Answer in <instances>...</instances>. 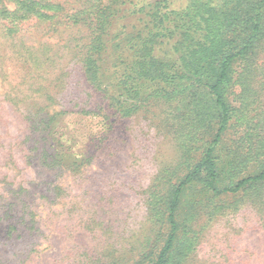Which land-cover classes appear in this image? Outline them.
<instances>
[{
    "label": "rangeland",
    "instance_id": "1",
    "mask_svg": "<svg viewBox=\"0 0 264 264\" xmlns=\"http://www.w3.org/2000/svg\"><path fill=\"white\" fill-rule=\"evenodd\" d=\"M247 1L0 0V264H154L172 226L167 264H264V180L217 193L201 174L170 221L220 124L181 59L202 17L227 50L255 38L214 187L264 171V2Z\"/></svg>",
    "mask_w": 264,
    "mask_h": 264
},
{
    "label": "trees",
    "instance_id": "2",
    "mask_svg": "<svg viewBox=\"0 0 264 264\" xmlns=\"http://www.w3.org/2000/svg\"><path fill=\"white\" fill-rule=\"evenodd\" d=\"M236 1L238 6L242 5L240 1L243 0H236ZM263 2L264 0L261 1L260 3ZM249 6H250V2L247 1L246 9ZM249 14L250 13H248V15ZM249 16L251 17L252 15ZM201 19L205 22L206 26L201 27L203 25V24L201 26L199 25L201 24V22H197L196 25H198V27L202 29V31L205 33V36L203 37L202 41H198L194 43L192 48L189 47L188 51L183 50L181 59L185 61L187 65L188 68L187 73L189 74L188 80H191L192 83H196L201 87L206 88L213 96L215 106L219 109L220 124L216 134V138L211 148L207 151L205 159L198 166L195 167L192 174L187 176L177 186V189L174 193V202L171 207L170 221L172 222V224H173V212L180 191L188 183L194 181L201 174L207 175V179L209 181L208 182L209 187L213 186V191L217 193L238 192L244 186L250 183H256L264 180V171H263L261 174L255 177H249L247 179L238 182L233 188L218 189L214 187V183L216 181V171H215V164L211 159V155L214 153V148L219 143L222 134L226 130L232 113V107L228 103L225 95L226 84L231 75L233 64L238 59L247 55V53L249 52L248 50L250 49L251 45L254 43L253 41L255 40V38L254 35H251L248 38V41L244 42V44L240 48H238V50L237 49L233 50L232 48L227 50V44L229 42V39L226 38L225 36L226 33L224 35L221 28L216 29V26L214 24H210L212 23L213 20L212 16L208 15L207 17H202ZM213 22L219 23V20H217V18H214ZM228 24L230 25V23ZM224 25L227 26V21ZM231 27L232 26L228 27V30L226 31L227 34L233 33V30H230ZM152 28H155V26H153ZM258 28L259 25L254 24L253 32L256 31ZM152 52H153V48H150L149 51L148 50L144 51V57L146 55V57L149 58L148 60L149 64H152L153 62V58L151 57ZM155 65L159 66L161 70H164L163 64L155 63ZM161 74L163 77L167 75L164 72H161ZM175 231H176L175 226H172V230L166 241V244L163 250L161 251L160 255L158 256L157 261L154 264H167L170 253L173 250L172 248L174 244Z\"/></svg>",
    "mask_w": 264,
    "mask_h": 264
}]
</instances>
